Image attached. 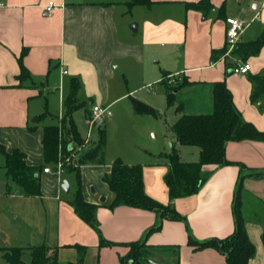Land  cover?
<instances>
[{"label":"crops","instance_id":"crops-1","mask_svg":"<svg viewBox=\"0 0 264 264\" xmlns=\"http://www.w3.org/2000/svg\"><path fill=\"white\" fill-rule=\"evenodd\" d=\"M199 1L152 0L151 5H141L140 21L129 25L134 34L142 36L141 44L133 46L125 40L130 32L123 24L119 27L113 7L92 4L94 1L90 0H0V143L9 152L21 150L29 166L52 168L51 172L41 174V195L24 196L7 179L2 168L4 158L0 155V264H9L4 257L5 248H22L23 261L30 263L29 247L41 245L58 250L57 264L77 263L82 248L85 250L83 264H121V259L129 253V245L135 242H145L155 253L170 251L169 264H226L218 250H195L188 245V240L190 236L203 242L231 235L236 226L234 206L238 192L241 215L255 246V255L249 264H264L263 141H229L226 158L239 165L205 167L203 171L210 173V177L195 195L172 201L165 183L169 171L166 156L173 148L184 162L199 159L197 147L177 143L172 126L183 114L212 111L213 83L224 81L244 120L264 132V97L255 103L250 100V77L264 73V47L257 56L248 59L251 70L241 76L234 74L228 65L239 60L231 53L212 58L214 50L226 45L227 18L247 23L240 42H250L261 35L264 0L249 3L247 0H210L212 8L210 14L206 11L207 16L189 8L188 3ZM49 2L55 4L52 13L46 11ZM252 3V9L248 10ZM133 24L137 26L136 32L131 29ZM146 53L161 63L159 73L152 74L153 82L167 87V77L176 75L179 81L174 85L184 79L190 84L186 83L177 92L178 101L173 106L168 105L166 88L165 92L153 89L150 94L140 96L158 116L134 113L135 133H124L113 145L108 143L107 158L102 161L78 166L83 197L97 206L94 223L99 230H96L70 204L78 188L77 172L59 174L54 164L45 165L41 123L47 112L38 101L52 82L57 86V79L72 76L66 96L61 95L64 105L59 116L61 121L73 78L79 81V92L80 78H95L99 68L109 70L115 62L129 57L143 63ZM21 56L30 73L25 81L18 79ZM78 92L76 98L81 103ZM89 101L91 106L107 108L106 116L111 114L109 105H101L102 101L95 102L93 97ZM149 116L160 122H152ZM74 121L86 139L88 133L84 136L82 125L78 119ZM159 123L162 125L156 128ZM148 125H154L149 127L152 143L143 139ZM101 128L94 146L100 139ZM155 128L160 131L159 139ZM150 157L155 158L151 167L145 164ZM117 158L129 165L143 164L145 192L161 204L173 206L185 220L162 219L155 212L128 206L112 209L114 194L104 177L110 174ZM63 180L70 184L68 193L62 189ZM159 225V230L148 234ZM101 236L111 245L102 247Z\"/></svg>","mask_w":264,"mask_h":264},{"label":"trees","instance_id":"trees-1","mask_svg":"<svg viewBox=\"0 0 264 264\" xmlns=\"http://www.w3.org/2000/svg\"><path fill=\"white\" fill-rule=\"evenodd\" d=\"M152 0H131L129 7L134 5H151ZM189 8L206 13L212 8L210 0H200L197 3H188ZM264 47V30L261 35L250 42H239L231 55L237 59L247 62L251 57L257 56ZM227 46L221 50H214L213 59L219 58L226 53ZM24 54V52H23ZM21 71L19 80L25 81L30 78L29 71L22 63V56L19 59ZM233 67V63L228 64ZM252 103L264 97V73L250 77ZM185 79L178 85H167L166 95L169 106L177 102V92L180 87L186 85ZM79 81L73 78L70 85V92L65 100V115L60 124L44 126L43 154L45 165L61 163L64 171L77 172L78 188L74 199L70 202L76 214L87 224L99 230L94 223V216L97 206L87 202L82 193L79 165L87 163H98L102 161L103 150L106 144L105 129L99 131V141L95 148L81 154L77 160V166L71 165L73 155L79 154L78 147L83 146L84 138L81 136L74 121L73 114L80 109L84 103L77 101ZM134 113L138 115L158 116L157 111L150 105L133 100ZM40 119V118H39ZM177 143L185 146H193L199 149V159L195 162H184L181 160L176 148L166 156L169 171L166 174V183L170 200L189 197L197 194L201 187L210 177V173H204L207 166L221 167L224 165L238 164L228 161L225 154L226 144L229 141L257 140L264 142V132H260L250 122L244 120L241 112L235 106L233 96L224 81L213 83V109L208 114H183L172 126ZM0 155L4 158L2 168L9 182L14 185L15 190L24 196L41 195V174L43 166H29L26 162V155L19 149L9 152L0 143ZM242 167H244L242 165ZM110 190L114 194V200L110 207L128 206L145 211H152L161 216L162 219L172 221H184L173 206L164 205L153 199L145 192L143 180V166L141 164L129 165L121 158L112 163L110 174L104 177ZM9 189H11L9 187ZM234 214L236 226L234 232L224 239L212 238L203 242L189 237L188 245L195 250L214 248L224 257L226 264H249L255 255V246L250 241L241 215V203L239 192L235 200ZM161 226L152 228L148 234L159 230ZM264 243V231L262 233ZM100 245L110 246L102 236ZM81 247V246H78ZM129 253L121 259V264H136L146 261L149 254L145 242H135L129 245ZM82 248V247H81ZM79 248V249H81ZM31 251V262L25 263L22 259L24 250L22 248L3 249L4 257L9 264H57L58 250L46 245L29 247ZM85 250H79L77 263L83 264Z\"/></svg>","mask_w":264,"mask_h":264},{"label":"rangeland","instance_id":"rangeland-1","mask_svg":"<svg viewBox=\"0 0 264 264\" xmlns=\"http://www.w3.org/2000/svg\"><path fill=\"white\" fill-rule=\"evenodd\" d=\"M90 1H94V3L92 4L113 7V10L118 16L117 23L119 24V27L121 26V24H123V26H127L130 32L128 33L129 37H125V40L133 46L141 44V34H134L129 28L130 23H138L140 21L141 16L139 8L142 7L141 5H134L132 7H129V2L131 0ZM247 1L249 3L250 0ZM253 3L251 4V7L249 5L248 10H250V8L252 9ZM210 12L211 10L209 9L207 13L210 14ZM207 13H205L206 16L208 15ZM157 59L158 58H153L148 53H146L143 63H140L134 57H129L127 59H122L115 62L109 67V70L107 68H99V72L97 73V76L95 78H80L81 88L78 92V98L80 99L81 103H84V105L80 109L75 111L74 118L78 119V121L82 125L84 136H86L87 133L90 134L91 142L84 140L83 146L78 147L79 154L73 155V160L70 161L71 165L77 163L76 157L79 158V156L81 154H84L87 149L92 150L93 148H95L94 144L96 143V139L98 138L97 133L99 126L104 128L106 133V144L104 146L102 159L107 158L106 152L108 143H110L109 146L113 145L114 140H116L118 136L124 135V133H135V122L132 123V120H135L133 100H140V96L150 94L151 90L153 89L157 91H164L166 88L163 84H156L152 81V74L159 73V69L161 66L160 62H156ZM84 76H86V74H84ZM71 77L72 76H66V78H64L63 80L61 79V81L57 79V86L52 82L49 87L46 88L43 96L39 99L38 102L40 103V105H42L43 111H45V114L47 112V117L41 123L42 125L47 126L56 125L58 123L60 124L59 116L64 111V105L63 101H61V95L63 96L65 94L66 96L69 89V81ZM180 86L181 85H179L178 87L179 90L182 88ZM89 92H92L91 96H88ZM90 97H93L95 102L102 101L101 105H109L110 107L108 106V110L111 112L109 116L105 115L103 118H100L99 121H97V124L92 128L89 127L88 123V110L91 106V102L89 101ZM113 101L115 102L111 104ZM140 101L143 102V100ZM148 118L152 120V122H160L159 119L156 121L153 116H149ZM161 123H159L155 127H160V125H162ZM153 126L154 125H148V127H146L145 134H143V139L148 143L154 142L150 136L149 128ZM156 128L154 130L156 131L159 139L160 131ZM125 137H128V134H125ZM154 160L155 158H148V162H145L146 166L152 165ZM141 165L144 168V165ZM240 182L241 181H239V184ZM257 211L259 210H256V212ZM260 214H257V216H260ZM170 255V251L168 250H161L157 253L149 250L148 257L146 258V261H143L142 264H150L149 262H147V260H151L158 264H169L168 257H170Z\"/></svg>","mask_w":264,"mask_h":264},{"label":"built area","instance_id":"built-area-1","mask_svg":"<svg viewBox=\"0 0 264 264\" xmlns=\"http://www.w3.org/2000/svg\"><path fill=\"white\" fill-rule=\"evenodd\" d=\"M55 4L54 2H49V4L46 7V11L48 13H52L53 8ZM227 29H226V46L227 51L225 54H230L235 46L240 42L241 36L243 32L245 31L247 27V23L245 21L238 19V18H227ZM251 70V65L249 62H244L241 60H237L232 67V72L238 76L244 75L249 73ZM66 74L67 71H64ZM179 81V78L176 75H169L167 77V82L169 85H174ZM107 114V109L105 107L99 106V105H93L90 109V114L88 118L89 127L92 128L97 124V121H99L100 118H103ZM90 134L88 133L86 141H89ZM55 171L59 174H62L64 172L63 166L61 163H58L55 166ZM52 171V168L50 166H46L43 169L44 173H49Z\"/></svg>","mask_w":264,"mask_h":264},{"label":"water","instance_id":"water-1","mask_svg":"<svg viewBox=\"0 0 264 264\" xmlns=\"http://www.w3.org/2000/svg\"><path fill=\"white\" fill-rule=\"evenodd\" d=\"M131 29L134 31V32H136L137 31V26H135V24H133L132 26H131ZM62 189L66 192V193H68L69 191H70V184H69V182L67 181V180H63V183H62ZM147 262H149L150 264H158V263H155V262H153V261H151V260H147ZM132 263V261H130V264ZM136 264H141L140 262H137Z\"/></svg>","mask_w":264,"mask_h":264}]
</instances>
